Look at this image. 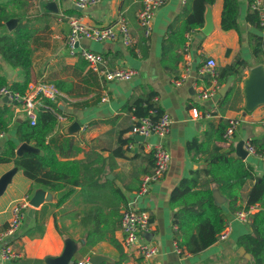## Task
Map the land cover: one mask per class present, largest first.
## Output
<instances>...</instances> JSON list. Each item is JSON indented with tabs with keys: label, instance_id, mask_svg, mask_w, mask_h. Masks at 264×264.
<instances>
[{
	"label": "crops",
	"instance_id": "0c3cea01",
	"mask_svg": "<svg viewBox=\"0 0 264 264\" xmlns=\"http://www.w3.org/2000/svg\"><path fill=\"white\" fill-rule=\"evenodd\" d=\"M38 2L0 0V4L5 5L7 17L17 19L16 25L19 18L23 22L29 19L30 27L35 29L38 40L31 42L34 51L28 85L49 82L61 92L55 100L49 99L60 108L59 113L41 100L44 109L63 117H58L56 128L46 139L55 140L57 147L64 141L71 142V147L58 156L61 160L71 159L79 163L83 183L81 186L73 185V193L60 206H54L57 197L51 191L55 197L53 201L32 208L31 216L27 211L21 227L9 238L19 256L8 264H48L46 259L60 255L66 240L74 245L71 261L88 259L90 254L96 253L110 259L101 264H252V256L238 244L239 237L251 231L250 223L233 219L234 213L227 208L228 190L220 188L216 182L208 183V176L199 172L205 167L204 153L188 148V144L197 139L198 143L209 144L210 148L220 147L221 152L231 148V157L240 158L236 154V144L244 136L264 142V105L246 112L242 93L243 79L249 67L258 64V59L251 52L249 35L264 36L263 28H255L246 21L248 13H255L250 7L251 0H238V31L221 28L223 0H214L206 5L202 26L191 30H185L182 25L191 13L187 7L190 0H166L155 15L148 37L143 35L137 18L142 0H101L82 9L69 0H58V13L42 12ZM63 15H77L86 23L103 26L123 16L132 37L129 45L119 37L99 42L81 39L77 47L98 52L109 66L132 68L136 74L129 80L110 82L93 74L78 51L71 53L67 48L68 25ZM206 17L211 21L208 32H204ZM238 57L248 68L237 65L241 77L232 75L228 100L222 103L224 96L219 93L208 100L200 99L198 92L210 84V78L203 70L207 59L215 60L218 73V69L232 64ZM0 79L6 80L8 85L23 83L25 73L0 56ZM176 79L182 80L175 84ZM152 93L153 108L168 112L172 119L169 133L161 140L171 158L164 176L152 182L147 193L140 195V178L153 169L150 145L159 138L150 135L139 141L131 129L141 117L157 119L158 115L152 112V108L142 116V110L135 106L142 100L144 107V99L150 98ZM192 107L208 116L192 117ZM229 118L240 119L230 141L219 134L220 123ZM0 119L5 125V134L0 138L1 153L8 141H14L16 147L22 143L16 138V130L18 124L28 117L22 104L0 96ZM73 121L80 124L78 133L66 134L65 127ZM121 140L127 142L120 144ZM118 147L122 155L116 152ZM242 160L252 177L245 180L237 204L245 203L256 178L264 174V159L247 155ZM14 166V161L0 162V176ZM217 176L223 177L222 174ZM193 177H196L194 187L209 184L216 204L221 205L231 224L227 239L216 240L194 254L180 248L176 242L175 209L170 205L172 192L181 180ZM35 189L32 180L19 168L0 195V231L11 217L12 206L25 197H31ZM129 206L135 210H147L150 214L151 229L144 240H151L158 247V254L152 260H143L121 244V214ZM107 220V225H104L102 221ZM87 234H101L105 238L88 248L85 246ZM110 237L115 238V244L109 241ZM2 244L0 242V246ZM241 247L244 249L242 255L239 254Z\"/></svg>",
	"mask_w": 264,
	"mask_h": 264
},
{
	"label": "trees",
	"instance_id": "16d2710c",
	"mask_svg": "<svg viewBox=\"0 0 264 264\" xmlns=\"http://www.w3.org/2000/svg\"><path fill=\"white\" fill-rule=\"evenodd\" d=\"M213 2L214 0H190L187 7H190L191 13L182 22L184 29L191 30L201 27L205 7ZM238 11V0H223L221 14V28L223 30H239ZM8 19L5 5L0 4V56L12 67H20L25 73V80L23 83L8 85L6 80L0 79V88L7 86L12 91L24 94L28 87V75L32 66L34 49L31 46V42L37 41L38 38L35 37V29L29 25V19L23 22V19L19 18V23L9 33L5 26V22ZM246 21L251 26L262 30L256 13H248ZM249 41L252 55L258 59V64H264V36L250 33ZM237 65L248 68L244 60L238 57L232 64L218 69V81L220 83L225 82L229 75L241 77L237 71ZM152 95L153 93L150 94V98L144 99L146 102L144 107L141 105L142 100L135 103L136 109L142 110L140 112L142 116L147 115L149 110L153 108ZM229 96L230 90L221 98L222 103H225ZM43 102L45 105L52 107L56 113L61 112L60 108L51 100L43 98ZM156 109L158 115L160 110ZM54 111L43 108L38 112L37 121L34 125H31L29 120L25 119L18 124L16 130L18 141L34 145L44 152L43 155L39 153H24L22 156L17 157L15 155L17 144L14 141H8L6 148L0 153V162L14 161L23 174L32 180L33 187H41L54 192L57 197L54 206L58 207L73 193V185L78 184L81 186L83 181L80 180L82 167L79 163L71 159L61 160L58 156L64 153L63 150L71 147V142L64 141L57 147L55 140L50 139L47 141L46 139L47 135L58 124V117ZM226 126L227 121L223 120L220 123V136L223 135ZM4 128L3 120L0 119V129L4 130ZM250 141L258 149L264 147L262 140L250 139ZM126 142V140H121L120 144ZM188 148L190 150H202V154L204 153L202 158L205 167L199 172L208 176V183L216 182L220 188L228 190L227 208L230 213L233 214L236 210L256 203L261 207L260 210L252 215L251 231L241 235L238 244L243 246L252 256V264H264V174L256 178L253 186L248 191L245 203L237 204L238 199L241 198L240 190L245 180L252 177L245 162L240 158L231 157V148L221 152L220 147L215 145L210 148L209 144L198 143L197 139L192 140L188 144ZM116 152L122 155L120 147L117 148ZM219 174H222L223 177L218 178L217 175ZM85 180L87 181V177ZM195 180L196 177L182 179L170 197V205L175 209L176 242L180 248H184L193 254L201 252L214 243L228 221L227 213L223 211L221 205L216 204L209 184L206 183L201 187H194L193 183H195ZM67 186L70 187L67 188ZM102 222L107 225L108 220ZM104 238L105 235L101 234H87L85 236V246L90 248L97 240ZM109 241L112 244L116 243L114 237H110Z\"/></svg>",
	"mask_w": 264,
	"mask_h": 264
},
{
	"label": "built area",
	"instance_id": "2783aa9c",
	"mask_svg": "<svg viewBox=\"0 0 264 264\" xmlns=\"http://www.w3.org/2000/svg\"><path fill=\"white\" fill-rule=\"evenodd\" d=\"M69 1H71L75 7L82 9L98 3L101 0ZM165 2L166 0H142V6L138 11L137 18L145 37L150 35L155 15ZM250 7L253 12L257 13L259 24L264 29V0H251ZM62 17L68 25V32L65 39L67 48L71 53L78 51L79 57L86 62L88 69L98 78L108 82L124 81L131 79L136 74V70L132 68L109 66L104 56L98 52L90 51L85 48L78 49L77 47L81 39L99 42L104 40H116L119 37L125 45H129L132 37L123 16H119L111 24L104 26L86 23L77 15H63ZM215 65L216 63L213 58H208L204 65L203 70L208 74L210 84L208 87L198 92V97L202 100L213 98L219 93L221 84L218 81V73L215 69ZM181 80L182 79H176L174 82L175 84H179ZM60 95L61 92L53 83L43 81L29 84L24 94L12 91L7 86H2L0 88V96H5L23 105L31 125L36 123L37 114L40 108L44 107L41 100L43 98L55 100ZM154 101H157L156 97ZM190 111L194 118L208 116V114L202 115L197 107H192ZM152 112L157 113V109L155 107L152 108ZM58 117L59 119H63L62 116ZM171 123L172 119L169 113L160 111L156 120L148 116L141 117L137 119L132 126L131 132L134 135H142L145 139L150 135H156L159 138V141L150 145L153 158V169L149 173H145L141 176L138 187V194L140 195L147 193L150 184L161 179L169 167L171 157L161 140L169 133ZM239 125V118H229L223 137L230 141ZM4 134V130L0 129V138L3 137ZM128 147L130 148L131 145H128ZM243 149L246 151L247 155L264 159V147L258 149L248 138L243 142ZM29 199L30 197H25V199L12 206L11 217L6 227L0 231V242L3 243L0 246V264H8L19 256V252L12 246L11 242H9V238L19 230L24 219L27 217V211L30 208ZM260 209L261 207L257 203L251 204L246 208L236 210L233 214V219L243 223H251L252 215ZM150 229V214L147 210H135L129 206L122 211L120 219V232L122 234L121 244L124 249L133 251L145 261L154 259L158 254L157 245L151 240H144L145 235L149 233ZM230 231L231 224L227 221V224L218 234L217 240L221 241L227 239ZM68 264H88V261L87 259H83L70 261Z\"/></svg>",
	"mask_w": 264,
	"mask_h": 264
},
{
	"label": "water",
	"instance_id": "95a60500",
	"mask_svg": "<svg viewBox=\"0 0 264 264\" xmlns=\"http://www.w3.org/2000/svg\"><path fill=\"white\" fill-rule=\"evenodd\" d=\"M39 8L42 12H52L58 13L59 8L57 1L54 0H39ZM79 8V7H77ZM206 26L204 27V32H208L211 28V21L209 17H206ZM17 19L10 18L5 22V26L8 30H13L15 28ZM233 76L230 75L226 78L223 85L219 89V94L225 96L228 89L231 86ZM242 93L244 97V110L246 112L253 111L256 107L264 105V64H257L251 67L248 71L247 76L243 79ZM80 129V124L77 121H73L68 126L65 127L64 132L66 134H77ZM247 136H244L236 144V154L244 159L247 156L246 151L243 149V142ZM135 138L139 141H144L145 137L142 135H135ZM24 153H39L43 155V151L34 145L22 142L15 149V155L17 157L22 156ZM19 170V167L15 165L5 173L0 176V195L4 192L7 185L11 182L13 175ZM55 199L51 191H47L41 187H37L30 199V208L28 210V216L32 215V208L38 207L40 204L46 201H53ZM74 252V245L70 240H66L64 249L60 255L57 257H48L46 262L48 264H68L72 260V255ZM244 249L239 248V254L242 255ZM88 264H101L105 261H110V259L104 255L92 253L89 255Z\"/></svg>",
	"mask_w": 264,
	"mask_h": 264
}]
</instances>
